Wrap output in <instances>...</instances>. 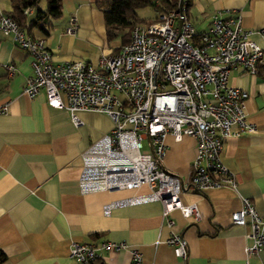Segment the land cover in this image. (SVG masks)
<instances>
[{
	"label": "crops",
	"instance_id": "1",
	"mask_svg": "<svg viewBox=\"0 0 264 264\" xmlns=\"http://www.w3.org/2000/svg\"><path fill=\"white\" fill-rule=\"evenodd\" d=\"M96 1L62 0V15L52 21L49 34L34 30L36 37L45 39L55 63L97 64L121 46L119 37L107 39ZM10 9L11 0H0V16ZM218 11L224 15L237 11L242 25L251 30L250 37L264 46V0H194L188 19L201 33L210 28ZM32 12L33 8L27 14ZM72 17L76 27L68 33ZM31 60L0 29V105L9 101L8 112L0 113V247L7 255L0 264H86L70 255L72 243L99 240L128 244L102 250L108 264H264V249L249 256L246 252L252 244L246 237L248 227L231 219L244 196L264 215V70L250 74L241 66L233 69L235 84L249 93L247 119L256 127L254 132L228 137L223 144L221 157L235 174L236 188H195L189 182L195 138L168 134L160 166L181 176L186 186L179 192L180 201L196 204L199 216H184L177 207L164 215L170 200L161 199L116 206L106 215L104 204L150 189L143 185L80 191L82 154L110 132L113 120L103 112L78 110L83 123L77 126L68 108L48 102L45 90L33 97L26 94L23 88L33 73ZM9 63L15 65L13 75L8 73ZM172 233L184 237L186 258L178 257L165 242L157 243ZM133 249L142 253L141 261H133Z\"/></svg>",
	"mask_w": 264,
	"mask_h": 264
},
{
	"label": "built area",
	"instance_id": "2",
	"mask_svg": "<svg viewBox=\"0 0 264 264\" xmlns=\"http://www.w3.org/2000/svg\"><path fill=\"white\" fill-rule=\"evenodd\" d=\"M184 8L183 4L182 9L161 10L157 21L136 24L130 41L102 56L97 64L84 60L55 63L43 37L28 34L10 13L0 16L4 36L32 56L33 73L23 88L26 94L33 97L45 90L48 102L68 108L77 126L83 123L78 110L103 112L113 120L110 132L82 154L80 191L149 187L147 193L104 204L106 215L116 206L161 199L170 200L164 215L177 207L184 216H199L196 204L180 201L179 192L186 183L160 166L168 134L176 139L184 135L195 138L189 181L195 188H236L235 174L221 157L223 144L228 137L254 132L256 127L247 119L249 93L235 84L233 69L241 66L250 74L258 73L264 67V46L250 37L251 30L242 25L237 11L227 15L218 11L210 28L196 37ZM30 10L26 8L25 13ZM75 27L76 17H72L66 32ZM8 69L9 75L15 73L13 63ZM8 110L9 101L0 105V113ZM145 139L148 152L141 150ZM231 219L248 227L246 237L252 240L246 246L248 256L264 249V215L249 197H241V206ZM159 242L186 258L182 234L172 233ZM127 246L124 241L73 242L70 255L89 264L102 250ZM132 259L141 261L142 253L133 249Z\"/></svg>",
	"mask_w": 264,
	"mask_h": 264
},
{
	"label": "trees",
	"instance_id": "3",
	"mask_svg": "<svg viewBox=\"0 0 264 264\" xmlns=\"http://www.w3.org/2000/svg\"><path fill=\"white\" fill-rule=\"evenodd\" d=\"M45 1L46 7L42 8L40 6L41 0H11L9 13L31 36L36 37L34 35L35 29L40 30L44 34H49L52 21L62 15L63 7L62 0ZM183 4L185 15L188 18L189 10L194 4V0H184ZM96 5L103 13L107 39L112 40L119 37L122 40L121 46L130 41L133 27L138 23H142V18L137 12L139 8L151 6L158 9L159 12L171 8H180L179 0H97ZM28 7L33 8L31 16L25 13V9ZM199 35L200 33L197 32L196 37ZM261 70H264V67L259 72ZM94 237L96 239L99 235H94ZM6 258V252L0 247V263L4 262ZM89 264L108 263L99 256L89 262Z\"/></svg>",
	"mask_w": 264,
	"mask_h": 264
},
{
	"label": "rangeland",
	"instance_id": "4",
	"mask_svg": "<svg viewBox=\"0 0 264 264\" xmlns=\"http://www.w3.org/2000/svg\"><path fill=\"white\" fill-rule=\"evenodd\" d=\"M40 3H41L43 8L46 7V1L45 0H41ZM137 12H138V15L142 18L141 24L147 25L149 23H153V22L158 20L159 10L155 9L151 6L139 8L137 10ZM141 150L143 152H148L150 150L149 142L147 139L144 140L143 147L141 148Z\"/></svg>",
	"mask_w": 264,
	"mask_h": 264
},
{
	"label": "water",
	"instance_id": "5",
	"mask_svg": "<svg viewBox=\"0 0 264 264\" xmlns=\"http://www.w3.org/2000/svg\"><path fill=\"white\" fill-rule=\"evenodd\" d=\"M183 2H184V0H179V7H180V9H182ZM178 177L181 179V181H183V179L181 178V176H178ZM181 189H182V187H181Z\"/></svg>",
	"mask_w": 264,
	"mask_h": 264
}]
</instances>
